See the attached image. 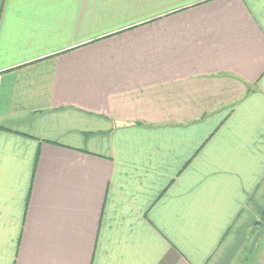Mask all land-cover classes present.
Here are the masks:
<instances>
[{
	"label": "crops",
	"instance_id": "obj_1",
	"mask_svg": "<svg viewBox=\"0 0 264 264\" xmlns=\"http://www.w3.org/2000/svg\"><path fill=\"white\" fill-rule=\"evenodd\" d=\"M264 0H0V264H264Z\"/></svg>",
	"mask_w": 264,
	"mask_h": 264
},
{
	"label": "water",
	"instance_id": "obj_2",
	"mask_svg": "<svg viewBox=\"0 0 264 264\" xmlns=\"http://www.w3.org/2000/svg\"><path fill=\"white\" fill-rule=\"evenodd\" d=\"M264 235V227L259 229L253 236V239L250 243L249 249H248V253L251 254L253 252V249L255 247V245L257 244L259 238Z\"/></svg>",
	"mask_w": 264,
	"mask_h": 264
},
{
	"label": "trees",
	"instance_id": "obj_3",
	"mask_svg": "<svg viewBox=\"0 0 264 264\" xmlns=\"http://www.w3.org/2000/svg\"><path fill=\"white\" fill-rule=\"evenodd\" d=\"M260 222L258 223V226H261V228L264 227V213L261 214L260 216Z\"/></svg>",
	"mask_w": 264,
	"mask_h": 264
}]
</instances>
